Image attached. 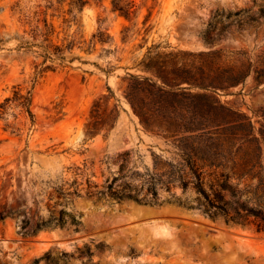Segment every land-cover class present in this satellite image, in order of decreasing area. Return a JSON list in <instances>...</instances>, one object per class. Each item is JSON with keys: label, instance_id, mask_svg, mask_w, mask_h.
<instances>
[{"label": "rangeland", "instance_id": "1", "mask_svg": "<svg viewBox=\"0 0 264 264\" xmlns=\"http://www.w3.org/2000/svg\"><path fill=\"white\" fill-rule=\"evenodd\" d=\"M120 2L127 15L113 9V0H0V103L17 86L31 92L34 115L32 121L25 109L12 107L0 116V264H32L35 258L37 264H142L150 256L173 263L179 250L162 245L146 254L141 241L173 235L193 221L202 225L201 235L210 240L213 253L235 247L243 254L240 264H264V251L255 252L242 242L253 239L264 248V230L257 229L254 216L241 220L212 213L192 188H160L155 201L84 195L87 178L97 184L93 188H102L114 175L151 168L154 153L174 155L173 147L145 131L125 104L124 77L138 71L134 64L147 47L158 42L193 49L243 47L264 62V15L248 17L258 14L264 0ZM205 32L214 37L212 42L205 41ZM108 86L114 92L109 106L116 102L118 108L114 125L105 137H86L91 104ZM219 98L248 116L229 123L235 125L232 133L241 136L249 130L248 121L253 125L259 140L244 142L243 147L253 149L259 143L264 149V82L257 85L249 74ZM233 162L252 168L256 175L234 177L235 191L223 190L232 214L243 200L255 205V187L257 194L264 193V156L237 157ZM74 178L80 195L65 200L57 190L72 191L69 183ZM130 206L155 215L129 216L122 208ZM62 207L74 222L66 215L62 225L53 220L36 228ZM164 217L173 221L165 230L174 232L147 231L153 219ZM118 235L120 243L115 241ZM191 237L185 262L208 264L203 249L196 246L199 239ZM37 240L43 241L38 252Z\"/></svg>", "mask_w": 264, "mask_h": 264}, {"label": "trees", "instance_id": "2", "mask_svg": "<svg viewBox=\"0 0 264 264\" xmlns=\"http://www.w3.org/2000/svg\"><path fill=\"white\" fill-rule=\"evenodd\" d=\"M113 9L128 14L120 0H113ZM263 15L264 3L257 15L251 13L248 17L254 20ZM223 31H226L225 27ZM204 39L210 43L214 37L205 32ZM44 49L47 50V46ZM45 57L51 58L48 53ZM134 67L138 71L127 72L124 77L123 95L142 128L164 138L173 147L174 155L163 158L154 153L151 168L114 175L110 181L108 178L105 180L102 188H93L97 184H92L87 178L84 195L155 201L160 188L170 191L172 186L179 185L183 190L192 188L198 192L207 202L206 210L221 213L228 219L248 220L254 216L257 229L264 230V193L257 194V187L254 189V206L246 205V200H243L241 209L235 210L234 214L228 210L223 190L235 191L236 185L231 179L256 175L252 168H241L233 161L237 157L260 159L264 156V149L259 143L253 149L243 147L244 142L259 140L252 132L253 125L248 121L249 130L241 136L232 133L230 130L235 125L229 123L236 117L248 116L219 98L231 87L243 83L249 74L257 85L264 82V62L252 57L243 47L193 49L158 42L147 47ZM112 97L114 92L108 86L107 93L93 100L84 127L86 137L98 134L105 137L113 127L118 108L116 102L109 106ZM31 103V92L24 93L15 86L12 96L5 97L0 103V116L7 114L9 108L19 107L25 109L34 121ZM78 169L79 166L76 167ZM69 184L74 186L72 191H65L63 187L57 190L65 200L80 195V183L76 178ZM66 215L71 222L75 221L62 207L57 216L38 222L36 228L45 227L53 220L54 224L62 225L67 220ZM31 231L34 230L28 233ZM38 260L35 258L32 264H37Z\"/></svg>", "mask_w": 264, "mask_h": 264}, {"label": "bare ground", "instance_id": "3", "mask_svg": "<svg viewBox=\"0 0 264 264\" xmlns=\"http://www.w3.org/2000/svg\"><path fill=\"white\" fill-rule=\"evenodd\" d=\"M125 104L129 107L128 102H126ZM143 208L144 207L140 208L139 206L138 207L137 206H130V207H124V208H122V210H123V212H126L127 215L129 214V216L131 215V216H135V217L136 216L139 217V216H148V215L154 216L155 215L154 212H152L148 209L146 210L145 208L143 209ZM174 222H176V221L174 220ZM172 223H173V221L171 219H169V217L168 218L164 217V218L153 219L150 227H146V229L148 228L147 231H149L151 234L154 231L156 233H160L161 231L163 232V230L167 231L165 229L169 228ZM185 225H187V224H185ZM201 227H202V225L200 223L193 221L190 225L188 223V226H186V228L184 230L176 232L173 235L172 234L171 235L165 234L167 232L169 233V231H170L169 230V231L164 233L165 234L164 236L161 235L162 237L159 235H152L148 239L144 238V240H142L141 242H142L143 250H145L146 254L153 253L155 250H157V248L159 246L162 247V245H167L169 247H172L173 248V249L171 248L172 250L177 249L179 251L176 250L177 252H174V254L175 253H177V254L175 256V261L173 263H167L164 260H156L150 256V257H148V259L146 258V260L143 261L144 263H142V264H189V262L188 263L185 262L187 260L184 259V256L188 254V252L186 251V249H187L186 247L188 246V245L186 246V241L191 236L197 237L199 239V243H197L196 246H198V248L200 247L201 249H203L202 256L208 264H240L242 262L243 254H242V252H240L235 247H232L228 250H224V249L219 250V251L217 250L216 252L213 253L210 250L211 249L210 240L207 237H204L201 235V230H202ZM141 232H143V231H141ZM172 232H174V231H172ZM202 233H204V232H202ZM142 238H143V236H142ZM115 239H116L115 241L117 243H120L122 240V237L118 235V236H116ZM224 241L225 240H223V242ZM242 242L244 244H247V246L255 252L264 251V248L261 245L257 244V242L253 239H247V240L242 241ZM117 243H116V245H117ZM238 243L240 244L241 242H238ZM163 247H165V246H163ZM35 251L38 252L37 249ZM213 251H215V250H213ZM262 258H263L262 261L264 263V256Z\"/></svg>", "mask_w": 264, "mask_h": 264}, {"label": "water", "instance_id": "4", "mask_svg": "<svg viewBox=\"0 0 264 264\" xmlns=\"http://www.w3.org/2000/svg\"><path fill=\"white\" fill-rule=\"evenodd\" d=\"M207 47H210V46H207ZM236 222L235 221H231L229 224L232 225V224H235ZM36 245L34 246L35 249H37L38 251H40V249L42 248V243L43 241L42 240H37L35 241Z\"/></svg>", "mask_w": 264, "mask_h": 264}]
</instances>
